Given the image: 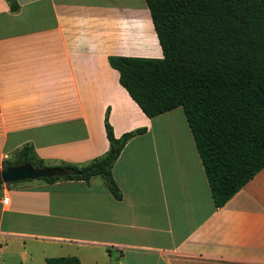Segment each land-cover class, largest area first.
<instances>
[{"label":"crops","instance_id":"obj_1","mask_svg":"<svg viewBox=\"0 0 264 264\" xmlns=\"http://www.w3.org/2000/svg\"><path fill=\"white\" fill-rule=\"evenodd\" d=\"M13 1L0 0V170L24 145L47 166L104 155L106 113L115 138L146 132L112 164L120 200L96 177L3 184L0 239L67 247L80 264H264V168L216 209L183 111L148 119L108 64L162 57L145 1ZM171 117L180 133L154 135Z\"/></svg>","mask_w":264,"mask_h":264},{"label":"trees","instance_id":"obj_2","mask_svg":"<svg viewBox=\"0 0 264 264\" xmlns=\"http://www.w3.org/2000/svg\"><path fill=\"white\" fill-rule=\"evenodd\" d=\"M5 1L10 11H17L13 0ZM144 1L162 57L110 56L108 64L148 119L182 109L214 207L220 208L264 168V0ZM104 131L109 143L104 155L81 166L61 164L57 167L70 174L38 180L89 183L99 177L120 200L112 164L125 144L146 129L115 138L106 113ZM22 163L44 165L24 145L3 160L1 170ZM45 264L80 261L51 257Z\"/></svg>","mask_w":264,"mask_h":264},{"label":"rangeland","instance_id":"obj_3","mask_svg":"<svg viewBox=\"0 0 264 264\" xmlns=\"http://www.w3.org/2000/svg\"><path fill=\"white\" fill-rule=\"evenodd\" d=\"M177 114L181 115L182 121V110L178 108ZM171 118V121L168 122L169 126L167 127L165 125V128L162 129H158L159 125L158 123H155L153 134L164 137H176L178 133H180L177 128L178 120L173 117ZM52 167L56 166H47V164H44L41 168ZM96 178H98L97 180L102 181L99 177ZM22 182L31 181H21V183L18 184H22ZM69 251H71L70 248L62 247L54 243H44L40 240L0 239V264H45L46 258L72 256L70 255L72 252ZM101 254L100 251H97V257H100Z\"/></svg>","mask_w":264,"mask_h":264},{"label":"water","instance_id":"obj_4","mask_svg":"<svg viewBox=\"0 0 264 264\" xmlns=\"http://www.w3.org/2000/svg\"><path fill=\"white\" fill-rule=\"evenodd\" d=\"M68 174H70L69 170H63L58 167L33 168L28 163H22L5 170H0V179L3 184H7L26 180L64 177Z\"/></svg>","mask_w":264,"mask_h":264},{"label":"built area","instance_id":"obj_5","mask_svg":"<svg viewBox=\"0 0 264 264\" xmlns=\"http://www.w3.org/2000/svg\"><path fill=\"white\" fill-rule=\"evenodd\" d=\"M6 202H7V199H3V202L2 203L5 204Z\"/></svg>","mask_w":264,"mask_h":264},{"label":"bare ground","instance_id":"obj_6","mask_svg":"<svg viewBox=\"0 0 264 264\" xmlns=\"http://www.w3.org/2000/svg\"><path fill=\"white\" fill-rule=\"evenodd\" d=\"M167 133V132H166ZM171 139V138H170Z\"/></svg>","mask_w":264,"mask_h":264}]
</instances>
